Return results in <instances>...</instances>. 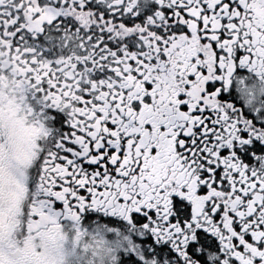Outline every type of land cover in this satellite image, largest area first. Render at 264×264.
Wrapping results in <instances>:
<instances>
[{
  "label": "snow or ice",
  "instance_id": "6c2138e0",
  "mask_svg": "<svg viewBox=\"0 0 264 264\" xmlns=\"http://www.w3.org/2000/svg\"><path fill=\"white\" fill-rule=\"evenodd\" d=\"M0 264H264V0H0Z\"/></svg>",
  "mask_w": 264,
  "mask_h": 264
}]
</instances>
